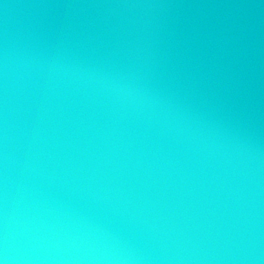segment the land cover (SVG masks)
Listing matches in <instances>:
<instances>
[{"label":"water","instance_id":"obj_1","mask_svg":"<svg viewBox=\"0 0 264 264\" xmlns=\"http://www.w3.org/2000/svg\"><path fill=\"white\" fill-rule=\"evenodd\" d=\"M0 264H264V0H0Z\"/></svg>","mask_w":264,"mask_h":264}]
</instances>
